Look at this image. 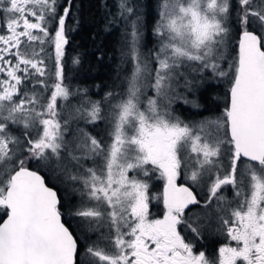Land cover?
Segmentation results:
<instances>
[{
  "label": "snow or ice",
  "instance_id": "obj_1",
  "mask_svg": "<svg viewBox=\"0 0 264 264\" xmlns=\"http://www.w3.org/2000/svg\"><path fill=\"white\" fill-rule=\"evenodd\" d=\"M72 7L0 0V264H264V0H154L151 24L146 3L115 0L97 100L70 82ZM207 84L223 111L178 115ZM157 172L165 211L149 219ZM179 229L236 243L196 253Z\"/></svg>",
  "mask_w": 264,
  "mask_h": 264
},
{
  "label": "trees",
  "instance_id": "obj_2",
  "mask_svg": "<svg viewBox=\"0 0 264 264\" xmlns=\"http://www.w3.org/2000/svg\"><path fill=\"white\" fill-rule=\"evenodd\" d=\"M73 2L79 5L80 14L79 38L76 41L80 53L82 54V64L80 67L81 78L88 79L90 77L95 81L96 92L90 95L95 99H100L103 97L104 93L108 91V86L113 82V77L115 75L114 68L119 57L120 28L114 27L110 31L105 30L109 10L113 13L116 11L115 0H73ZM141 2L146 3L148 6L145 11L149 13L148 21L149 24H151L155 19L154 0H141ZM147 40L148 42L151 40L150 29ZM213 88L214 86H209L207 89L201 90L199 103L202 106V110L199 111V113L195 109H185L194 117H202L208 104L211 105L214 102L213 97L218 93V91ZM175 107L176 113H178V109L182 108L181 105ZM158 181L156 174L149 181L150 197L154 196ZM59 195L63 200L62 190ZM4 217L5 216L0 213V222ZM65 219H67V217H65Z\"/></svg>",
  "mask_w": 264,
  "mask_h": 264
},
{
  "label": "flooded vegetation",
  "instance_id": "obj_3",
  "mask_svg": "<svg viewBox=\"0 0 264 264\" xmlns=\"http://www.w3.org/2000/svg\"><path fill=\"white\" fill-rule=\"evenodd\" d=\"M72 12L74 14V16L76 17V19H78L79 24H80V14H79V5L75 4L73 2V7H72ZM67 24L71 27H76L74 20L70 17L67 20ZM78 32H79V25L78 27H76L75 31H72L69 33V38H70V43L67 46V52H68V69H69V76L72 77L71 79V84L73 87H76L77 85H79L80 87H86L89 89V95L91 93H95L96 92V83L95 81H93V79H91L90 77L88 79H82L81 78V74H80V68L79 70H72V65H71V57L74 56L77 52L80 53L79 47H78V43L76 40H78L79 36H78ZM81 67V66H80ZM92 99H95L92 95H91ZM104 129V125L101 124L99 128L95 129V132H100L101 134H105L103 132ZM177 185H189V181H187L184 178V174L181 173V175H179L177 177L176 180ZM164 184H165V180L164 179H159V181L156 184V192L154 194L153 197H151L150 202H149V219H163V215H164V205H163V190H164ZM57 186V187H61L60 185H56L55 181H51L49 182V186ZM228 197L231 198L232 193L229 190L227 193ZM193 211H199L198 209H193ZM182 232V235H185L186 239L191 240L194 244H195V248H194V252L198 253L199 251L205 250L208 255H214L217 253V250L220 246H223L225 244H230L231 246H235L234 241H229L227 239H225V237L223 235H219L216 234L215 232H212L211 234L209 232H205L204 233V238L203 239H197L193 236V234L189 231L187 233L183 232V229H179ZM80 244H81V251L83 250V244H84V240L81 237L80 238ZM238 264H240V262H238Z\"/></svg>",
  "mask_w": 264,
  "mask_h": 264
},
{
  "label": "rangeland",
  "instance_id": "obj_4",
  "mask_svg": "<svg viewBox=\"0 0 264 264\" xmlns=\"http://www.w3.org/2000/svg\"><path fill=\"white\" fill-rule=\"evenodd\" d=\"M154 42H153V40H152V38H151V40H150V42H148V40H147V47H151L152 46V44H153ZM214 86V88L213 89H215V90H217L218 91V93L216 94V95H214V97H213V103L210 105V104H208V106H207V109L205 110V113L202 115V116H204V115H207L208 114V110H212V112H213V114H216L218 111H223V106H224V98H223V94H224V92L226 91V89L223 87V86H216L215 84H207V85H205L203 88H201L200 90H199V92H197L195 95H193V96H190L189 98L190 99H198L199 100V96H200V92H201V90H203V89H207L209 86H211V87H213ZM149 94H151V93H149ZM181 109H178V115H180V116H182V118H185V119H188V120H193V121H195V120H199L201 117H194L190 112H188L185 108H189V109H191V110H194V109H192L191 107H189V106H184V105H181ZM190 110V111H191ZM156 178L159 180V179H163L162 177H160V175H159V173L157 172L156 173ZM62 189V188H61ZM63 191V190H62ZM65 196V192L63 191V197ZM65 203H66V201H65ZM74 203H75V201H74Z\"/></svg>",
  "mask_w": 264,
  "mask_h": 264
},
{
  "label": "water",
  "instance_id": "obj_5",
  "mask_svg": "<svg viewBox=\"0 0 264 264\" xmlns=\"http://www.w3.org/2000/svg\"><path fill=\"white\" fill-rule=\"evenodd\" d=\"M182 185L187 186V185H185V184H182ZM5 218H6V217H4V219H5ZM2 221H3V220H2ZM2 221H1V222H2Z\"/></svg>",
  "mask_w": 264,
  "mask_h": 264
}]
</instances>
